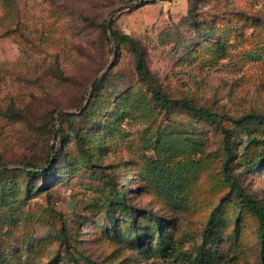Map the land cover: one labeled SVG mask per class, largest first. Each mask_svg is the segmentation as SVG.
<instances>
[{"label":"rangeland","instance_id":"374dc122","mask_svg":"<svg viewBox=\"0 0 264 264\" xmlns=\"http://www.w3.org/2000/svg\"><path fill=\"white\" fill-rule=\"evenodd\" d=\"M108 25L142 44L171 105ZM185 100L248 148L232 179L264 211V0H0V264H263L225 135ZM248 114L261 120L246 136ZM48 159L56 172L31 178ZM118 194L137 231L108 213ZM159 241L180 262L149 260Z\"/></svg>","mask_w":264,"mask_h":264},{"label":"trees","instance_id":"16d2710c","mask_svg":"<svg viewBox=\"0 0 264 264\" xmlns=\"http://www.w3.org/2000/svg\"><path fill=\"white\" fill-rule=\"evenodd\" d=\"M140 5V4H139ZM145 5L144 3L141 4ZM140 7V6H135ZM108 31L111 32L113 38L117 40L118 42L128 46L129 50L133 53L136 59V74L138 76V79L141 84H143L147 91L152 95V100L155 103H159L165 106L171 105L173 103L172 100H170L159 88L158 80L155 78L153 73L149 70L146 58H145V50L142 46V44L132 36L122 34L120 32H117L112 29V25H108L106 28ZM182 105L191 111L194 115L204 117L207 120L211 121L212 123L218 125L221 127L223 134L225 135V151H226V162L224 164V177L225 181L232 187L238 190L240 193V196L243 198L244 201L248 203V205L254 210L255 214L257 215L261 225H260V232H259V240L261 243V256L262 261L264 264V211L262 208L258 207L257 204L247 195H245L240 188V186L232 179V162L238 161L241 164L246 163L245 159V153L248 148H245L244 154L242 155H235L233 144L231 142V137L233 136V133L230 132L228 128H226L221 119L222 116L212 113L209 110L206 109H199L195 107L191 102L185 100L182 102ZM260 118L256 116V114H248L244 117H241L236 121V124L239 128V131L244 133L246 136L249 135V133L252 131V127L254 125H258L260 122ZM57 134V132H55ZM78 146L81 149V151L88 156L87 150L84 148L82 143V137L79 135H76ZM262 152L260 154V159L258 163H264V140L262 141ZM49 157H52V153L49 154ZM48 168L44 171L41 170L39 172L29 171L28 174L31 178L35 177H44L50 172H56L57 166H54L51 161V159H48L46 162ZM26 170H29L31 168H34L31 164H23ZM257 165V164H256ZM119 208L126 213V215L129 217L130 221V227L132 230H138V226L134 219V213L126 204V199L122 194H118V199L114 202L109 203L108 206V213L111 211L110 209ZM112 219V218H111ZM146 248H149L148 246ZM148 259H156V260H162V261H168V260H174L175 262H180V257L175 248H170L166 246L162 241H159V244L157 246V249L150 252V255L148 256ZM188 264H213L211 257H209L206 253H200L199 256L194 261L187 262ZM85 264H98L93 261L87 260Z\"/></svg>","mask_w":264,"mask_h":264}]
</instances>
